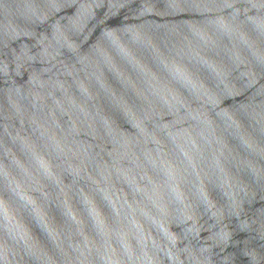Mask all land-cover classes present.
Here are the masks:
<instances>
[{
    "label": "water",
    "instance_id": "obj_1",
    "mask_svg": "<svg viewBox=\"0 0 264 264\" xmlns=\"http://www.w3.org/2000/svg\"><path fill=\"white\" fill-rule=\"evenodd\" d=\"M0 264H264V0H0Z\"/></svg>",
    "mask_w": 264,
    "mask_h": 264
}]
</instances>
